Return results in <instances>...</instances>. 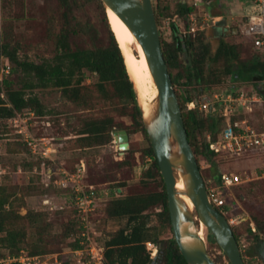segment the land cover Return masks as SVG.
<instances>
[{"label":"trees","instance_id":"trees-1","mask_svg":"<svg viewBox=\"0 0 264 264\" xmlns=\"http://www.w3.org/2000/svg\"><path fill=\"white\" fill-rule=\"evenodd\" d=\"M90 1L97 3L102 10L106 25V35L103 40L98 39L89 46L72 45L73 35L81 32L80 23L75 20L72 12L76 0H58L61 7V24L59 30L52 33L54 37L52 57L44 58L39 63L21 59L18 56L17 44H13L8 39L0 40V54L5 56L10 65L9 73L5 74L0 82V120L11 119L24 110H31L38 117L48 114L49 111H46L45 105L34 91L37 88H57L65 99L83 108H89L87 107L89 98L84 92L86 88L84 80L86 72L96 75L97 80L93 83L95 91L103 100L109 102L110 107L116 108L124 116H129L131 122L129 125L116 122L111 115L84 119L77 131V140L87 147L110 142L111 132L115 128L125 129L128 135L133 131H140L148 141V146L143 153L152 158L151 167L147 169L145 175L157 179L156 189L127 192L122 195V189L119 187L114 190L115 197L102 204L105 217L124 220V223L112 232L103 244L99 243L103 247L104 264H187L172 235L165 184L147 137L120 47L111 30L102 1ZM195 10L194 6L187 4L184 0L178 3L173 13L167 4L161 5L160 0H157L154 5L157 24H159V17H169L175 13L186 15L189 11ZM170 24L172 39L164 41L160 38V41L167 70L178 96L187 138L196 156L200 172V161L209 163V168H214L213 173L210 174L218 185L220 172H217L215 162L216 157L223 156L210 150L206 135H210L211 139L216 138L220 119L211 114L200 115L194 110H187L186 102L194 98L187 87L194 86L201 91L207 89L204 88L205 84L219 82L224 76L226 77L224 82L232 83L237 89L248 90V87H251L264 95V88L260 85L264 79V52L257 50L252 41L244 36L254 51V54L248 58L241 56L238 43L226 40L223 36L216 38L217 45L212 51L209 42L205 39V31L180 33L174 22ZM214 27L218 26L214 25ZM224 82L221 81V83ZM118 103L122 104L116 107ZM129 104L130 108H128ZM263 114L264 106L260 119L255 123L251 120L258 129L262 128ZM118 164L128 165L129 161L124 159ZM49 170L53 171L51 167L48 168ZM201 175L203 177L202 173ZM203 179L206 182L205 177ZM64 190L70 191L72 198V191ZM13 195L14 191L0 184V247L6 248L8 252L5 253L11 255H19L22 250L29 255L57 252L47 251L43 246H34L29 250L24 248L25 222L35 223L42 213L26 210L25 214H20L13 207ZM18 206H25L24 201L21 200ZM72 208L74 237L70 241V246L71 249H77L83 246L79 235L81 224L73 203ZM98 208L97 203L90 213L93 222ZM250 221L254 223L255 231H252L249 226ZM243 222H247L243 235L252 241L246 253L241 252L245 264H247L245 257L258 258L264 264V221H260L253 214L250 219L246 218L233 226V234L238 244L241 233L238 234L235 227ZM160 223L161 226H168L171 232L170 237L158 238L156 231L157 224ZM210 237L213 238L211 234ZM213 241L215 242L214 238ZM147 242L157 247L154 257L150 256L146 247ZM3 254L0 253V255Z\"/></svg>","mask_w":264,"mask_h":264},{"label":"rangeland","instance_id":"rangeland-1","mask_svg":"<svg viewBox=\"0 0 264 264\" xmlns=\"http://www.w3.org/2000/svg\"><path fill=\"white\" fill-rule=\"evenodd\" d=\"M160 1L161 5L167 4L173 13L178 3L183 0ZM184 1L187 4L193 2V0ZM156 2L157 0H152L153 8ZM199 3L202 9L211 15L225 19L223 25L217 28L212 26L205 30V39L209 42L212 51L217 45L216 38L223 36L226 40L238 43L243 58L254 54L249 42L239 32L244 25V16L252 9L249 0H199ZM72 9L75 20L80 23L81 28V32L73 35L72 45L89 46L98 39H105L106 25L102 10L97 3L90 0H76V5ZM60 10L58 0H2L0 40L8 39L13 44H17L18 56L21 59L39 63L44 58H50L53 55L52 33H56L61 24ZM175 14L159 17L158 30L160 38L164 41L172 39L170 23L173 22L172 18ZM178 16L181 21H186V15L178 14ZM5 62V56L0 54V68ZM225 78L222 76L219 82L205 84L204 88L207 89L201 91L194 86L187 88L194 98L205 99L212 89L218 87L221 81H225ZM96 80V75L86 72L84 92L89 98L87 106L89 108H83L65 99L57 88H37L34 91L42 100L46 111H49L48 114L38 117L33 111L24 110L16 115L19 117L15 116L17 120L13 118L0 120V184L14 191L13 207L20 214H25L26 210L42 213L35 223L25 222V249L29 250L34 246H43L47 251L57 252H67L71 249L70 241L74 237L72 235L73 202L70 191L64 190L55 183L56 179L62 177L61 169L74 172L80 162L84 163L85 173L82 180L85 183H92L98 191L99 208L94 215V226L98 233L97 242L100 244H103L109 235L124 223L122 219H108L102 210V204L115 197V189L120 187L121 194L124 195L127 192H142L157 188V179L145 175L147 169L151 167L152 158L143 153L148 141L142 132L133 131L129 134V148L123 153L117 150L113 136L110 142L87 147L77 140V131L84 119L111 115L116 122L125 125L131 122L129 116H124L116 108L110 107L109 102L98 95L93 86ZM149 94L148 99L151 102L155 97V88H151ZM121 104L118 103L116 107ZM130 107L129 104L128 108ZM262 109V105L255 106L250 114V119L254 123L260 119ZM197 113L204 115L201 112ZM23 120L33 135L45 138L43 142L49 148V157L44 158L34 154L25 145L22 136L16 132V129L22 128ZM124 159L129 161L128 165L118 164ZM215 163L217 172H237L245 180L240 185L221 190L227 203L236 207L232 213L248 219L254 214L260 221H264V151L237 157H216ZM49 167L53 169L52 172L48 171ZM200 167L207 182L205 185L207 187L217 185L210 174L213 173L214 168H209V163L204 161H200ZM21 200L25 203L23 207L18 206ZM246 226L247 222H243L235 227L237 233H241L239 247L243 253H246L252 242L243 235ZM157 228L159 239L171 236L168 226H161L160 223L157 224ZM198 230L206 242L208 253L215 262L230 264L227 256L210 237L207 228L204 226L202 231L198 225ZM154 246L156 247L155 244ZM5 252L8 250L0 247V253ZM245 259L247 264H263L258 258L245 257Z\"/></svg>","mask_w":264,"mask_h":264},{"label":"water","instance_id":"water-1","mask_svg":"<svg viewBox=\"0 0 264 264\" xmlns=\"http://www.w3.org/2000/svg\"><path fill=\"white\" fill-rule=\"evenodd\" d=\"M101 1L106 14L107 9L113 11L141 45L157 90L146 110L127 71L165 184L171 231L182 256L187 264H217L208 253L205 240L199 235L198 225L203 223L230 264H245L232 227L208 199L204 179L187 138L178 96L164 60L152 0ZM224 23L225 19H217L214 25ZM111 30L117 40L112 27ZM121 53L125 63L122 50ZM112 136L120 153L129 148V135L125 129H113ZM179 180L181 188L177 187ZM185 197L190 199L192 208Z\"/></svg>","mask_w":264,"mask_h":264},{"label":"built area","instance_id":"built-area-1","mask_svg":"<svg viewBox=\"0 0 264 264\" xmlns=\"http://www.w3.org/2000/svg\"><path fill=\"white\" fill-rule=\"evenodd\" d=\"M252 9L244 16V25L239 32L249 38L257 50L264 52V0H249ZM190 5L195 11L186 13V21H181L175 14L172 21L178 27L180 33H197L214 26L219 18L202 9L199 0H193ZM0 25H1V0H0ZM10 71L8 60L0 68V82L3 76ZM264 88V79L260 82ZM264 106V95L259 94L253 88L237 89L232 83L226 81L211 90L205 99L192 98L185 104L187 110L213 115L220 119L215 139L207 135L209 148L217 155L223 157H237L243 154L264 151V114L261 117L262 128L251 121L250 114L255 106ZM19 117V116H16ZM13 117V120H17ZM23 126L16 129L22 136V140L28 149L41 157H49V148L45 146L44 137L33 135L27 127L25 120ZM62 177L55 183L63 189L72 191V202L80 218V237L83 245L67 252H53L38 255H29L21 251L19 255L4 253L0 255V264H104L103 247L97 242V231L90 213L98 203V191L93 184L85 183L82 177L85 173L83 162L78 164L76 171L70 172L61 169ZM245 180L242 175L233 171H221L218 185L207 187L210 203L223 214L231 227L236 226L246 218L232 213L233 204H228L221 190L230 189ZM252 231H255L254 223L249 222ZM147 248L151 257H154L157 248L153 243L147 242ZM68 254H71L69 257Z\"/></svg>","mask_w":264,"mask_h":264},{"label":"bare ground","instance_id":"bare-ground-1","mask_svg":"<svg viewBox=\"0 0 264 264\" xmlns=\"http://www.w3.org/2000/svg\"><path fill=\"white\" fill-rule=\"evenodd\" d=\"M107 14L110 19V23L114 28L118 43L124 54L127 71L135 83L143 107L147 110L150 106L148 96L150 95L149 93L151 92V88H155V95L157 93V90L150 74L142 47L137 42L134 35L126 27V25L117 17V15L113 11L107 9ZM177 187H182V182L180 180L177 182ZM185 200L192 208L190 199L188 197H185ZM199 225L203 231V223H199ZM199 235L202 236V234Z\"/></svg>","mask_w":264,"mask_h":264},{"label":"crops","instance_id":"crops-1","mask_svg":"<svg viewBox=\"0 0 264 264\" xmlns=\"http://www.w3.org/2000/svg\"><path fill=\"white\" fill-rule=\"evenodd\" d=\"M216 16V15H215ZM217 17H219V16H217Z\"/></svg>","mask_w":264,"mask_h":264}]
</instances>
